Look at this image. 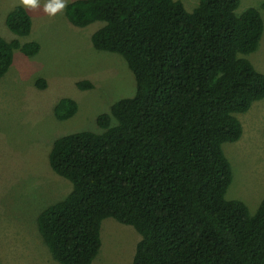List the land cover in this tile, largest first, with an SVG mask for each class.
Masks as SVG:
<instances>
[{
	"label": "trees",
	"instance_id": "16d2710c",
	"mask_svg": "<svg viewBox=\"0 0 264 264\" xmlns=\"http://www.w3.org/2000/svg\"><path fill=\"white\" fill-rule=\"evenodd\" d=\"M240 6L200 0L189 13L180 0H76L66 7L77 28L104 23L92 46L126 61L136 93L98 117L103 133L53 144L50 167L72 184L38 218L56 262L95 264L111 218L141 236L133 264H264V199L254 215L245 202L226 199L233 168L223 146L242 139L237 116L264 100V74L248 59L261 45L263 17L257 8L238 14ZM6 25L18 37L33 29L21 6ZM40 50L0 36V80L16 51L35 57ZM78 108L63 98L54 113L67 121Z\"/></svg>",
	"mask_w": 264,
	"mask_h": 264
},
{
	"label": "rangeland",
	"instance_id": "374dc122",
	"mask_svg": "<svg viewBox=\"0 0 264 264\" xmlns=\"http://www.w3.org/2000/svg\"><path fill=\"white\" fill-rule=\"evenodd\" d=\"M76 0H0V36L8 42H37L35 57L15 52L13 66L0 80V260L1 264H59L39 232L38 218L50 206L65 200L72 184L51 169L54 142L65 135L103 131L97 119L111 107L136 93V79L119 55L96 51L92 35L104 26H73L66 7ZM192 13L200 0H180ZM264 0H241L238 14L260 10ZM18 6L33 22L28 37H18L6 25ZM264 74V33L257 52L248 56ZM93 84L82 91L79 82ZM45 83L43 88L42 83ZM71 98L77 114L59 121L56 104ZM244 133L238 143H227L224 152L233 168L228 201H242L254 215L264 199V100L238 115ZM141 236L131 226L107 219L101 228V249L95 264H133Z\"/></svg>",
	"mask_w": 264,
	"mask_h": 264
}]
</instances>
